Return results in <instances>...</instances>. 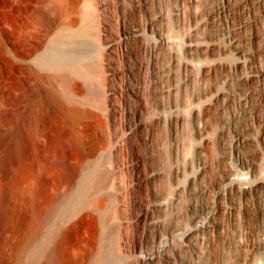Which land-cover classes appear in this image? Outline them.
I'll list each match as a JSON object with an SVG mask.
<instances>
[{
    "label": "rangeland",
    "instance_id": "1",
    "mask_svg": "<svg viewBox=\"0 0 264 264\" xmlns=\"http://www.w3.org/2000/svg\"><path fill=\"white\" fill-rule=\"evenodd\" d=\"M19 1L22 19L0 0V143L38 103L27 71L54 75L40 53H84L107 138L91 264H264V0H87L74 39L62 26L84 23L82 2L48 27L46 0ZM37 173L63 195V175Z\"/></svg>",
    "mask_w": 264,
    "mask_h": 264
},
{
    "label": "bare ground",
    "instance_id": "2",
    "mask_svg": "<svg viewBox=\"0 0 264 264\" xmlns=\"http://www.w3.org/2000/svg\"><path fill=\"white\" fill-rule=\"evenodd\" d=\"M80 2L84 23L75 27L76 20L70 19L62 29L69 39L88 35L87 0H46L52 18L48 27ZM13 8L21 19L27 13L19 0ZM44 18L40 15L38 20L43 23ZM55 42H60L59 35ZM40 45L38 41L14 54L21 59ZM72 50L55 46L40 53L35 62L54 70V75L27 71L38 103L29 101L20 110L8 139L0 143V264H91L96 221L91 206L85 204L86 189L98 167L96 154L107 149V138L100 116L102 99L91 98L86 55ZM62 158L69 164L65 166ZM43 168L52 178L63 175L62 196L58 188L45 192L41 184L46 180L37 173Z\"/></svg>",
    "mask_w": 264,
    "mask_h": 264
}]
</instances>
